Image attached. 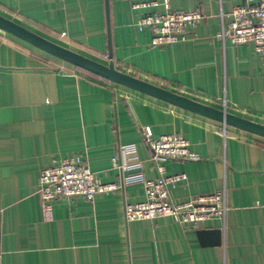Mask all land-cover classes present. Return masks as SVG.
<instances>
[{
  "label": "crops",
  "instance_id": "1",
  "mask_svg": "<svg viewBox=\"0 0 264 264\" xmlns=\"http://www.w3.org/2000/svg\"><path fill=\"white\" fill-rule=\"evenodd\" d=\"M141 0H108L115 68L198 102L264 124V65L251 44L216 37L241 0H169L198 10L184 39L150 44L136 30ZM0 14L107 64L105 0H0ZM180 134L198 160L160 161L186 179L175 203L225 190L224 218L179 224L170 216L126 221L124 206L144 199L141 184L43 202L40 171L82 156L102 182H121L111 158L134 143L144 176H159L142 128ZM220 229L219 246L197 231ZM0 264H264V138L123 85L106 82L0 30Z\"/></svg>",
  "mask_w": 264,
  "mask_h": 264
},
{
  "label": "built area",
  "instance_id": "2",
  "mask_svg": "<svg viewBox=\"0 0 264 264\" xmlns=\"http://www.w3.org/2000/svg\"><path fill=\"white\" fill-rule=\"evenodd\" d=\"M132 9L149 8L135 21L138 31L149 29L150 44L163 46L184 39V31L200 22L203 15L198 10L171 9L169 0H141L131 3ZM226 28L216 37L238 46L251 44L264 65V0H241L231 13ZM143 140L150 150V160L159 172L155 179L144 176L143 161L134 143L120 144L112 156V164L121 174V182H102L80 155L64 158L40 171L36 193L43 202L82 196L93 200L98 194L108 193L121 186L141 184L144 199L126 203V221L150 220L170 216L179 224H197L214 218H224L227 211L225 190L201 194L188 201L175 203L169 189L186 179L184 173L165 174L160 161L165 159L195 161L199 156L189 149V142L180 134L153 136L149 126L142 128Z\"/></svg>",
  "mask_w": 264,
  "mask_h": 264
},
{
  "label": "water",
  "instance_id": "3",
  "mask_svg": "<svg viewBox=\"0 0 264 264\" xmlns=\"http://www.w3.org/2000/svg\"><path fill=\"white\" fill-rule=\"evenodd\" d=\"M107 55L108 63L104 64L86 57L74 50L59 45L0 14V30L82 70H85L108 81L123 85L130 89L157 98L176 107L188 110L200 116L220 122L264 138V124L198 102L181 94L167 90L153 83L129 75L115 68L112 60V44L110 35L108 0H105ZM202 245L219 246L221 244L220 229H200L197 232Z\"/></svg>",
  "mask_w": 264,
  "mask_h": 264
},
{
  "label": "trees",
  "instance_id": "4",
  "mask_svg": "<svg viewBox=\"0 0 264 264\" xmlns=\"http://www.w3.org/2000/svg\"><path fill=\"white\" fill-rule=\"evenodd\" d=\"M42 51V50H41ZM44 52V51H43ZM46 53V52H45ZM48 54V53H47ZM50 55V54H49ZM52 56V55H51ZM76 67V66H75ZM77 69H80V68H78V67H76ZM80 70H82V69H80ZM82 71H84V72H87V71H85V70H82ZM87 73H89V72H87ZM89 74H91V73H89ZM93 76H96V75H94V74H92ZM96 77H98V76H96ZM98 78H100L101 80H103V81H106V82H109L108 80H106V79H104V78H101V77H98Z\"/></svg>",
  "mask_w": 264,
  "mask_h": 264
}]
</instances>
